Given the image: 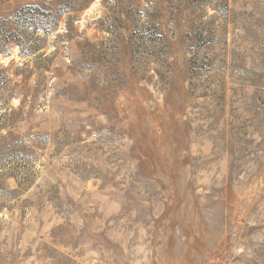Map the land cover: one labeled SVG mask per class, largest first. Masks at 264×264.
<instances>
[{
  "label": "rangeland",
  "instance_id": "1",
  "mask_svg": "<svg viewBox=\"0 0 264 264\" xmlns=\"http://www.w3.org/2000/svg\"><path fill=\"white\" fill-rule=\"evenodd\" d=\"M0 264H264V0H0Z\"/></svg>",
  "mask_w": 264,
  "mask_h": 264
},
{
  "label": "trees",
  "instance_id": "2",
  "mask_svg": "<svg viewBox=\"0 0 264 264\" xmlns=\"http://www.w3.org/2000/svg\"><path fill=\"white\" fill-rule=\"evenodd\" d=\"M47 16L49 17V13L41 9L39 6H31L23 8L15 14V24L23 26L24 28H26V30H28L29 33L34 34V36L37 35V31L40 28L44 29L43 32L48 33L51 30L46 29L40 24L42 20H44L43 22L50 24L51 20ZM31 46L32 47H29V49H27V52L35 48L33 47V45Z\"/></svg>",
  "mask_w": 264,
  "mask_h": 264
}]
</instances>
